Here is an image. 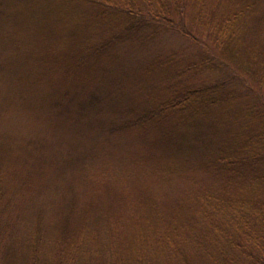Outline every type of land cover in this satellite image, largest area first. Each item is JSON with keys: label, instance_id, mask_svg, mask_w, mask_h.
Listing matches in <instances>:
<instances>
[{"label": "trees", "instance_id": "1", "mask_svg": "<svg viewBox=\"0 0 264 264\" xmlns=\"http://www.w3.org/2000/svg\"><path fill=\"white\" fill-rule=\"evenodd\" d=\"M53 1L68 19L74 21L80 12L84 22L82 28L77 23L80 37L68 29L69 38L73 37L65 51L70 57L64 69L68 74L87 70L92 59L96 65L110 46L118 48L131 33L128 43L135 49L155 40L176 39L178 49L153 52L151 61L138 58L136 65L129 61L119 67L116 56L107 58L112 68L105 72L114 81L104 96H129L106 129L136 132L143 145L155 149L156 157L166 158L165 170L156 175L161 180L181 174V165L189 171L184 177L192 180L198 173L202 178L192 181L184 193L170 182L161 195L134 198L124 193L129 185H109L122 179L119 174L113 179L105 176V170L98 171L96 181L88 182L84 190L96 202H86L74 193L72 200L62 194L68 187L67 170L59 180L62 184L55 181L56 187L37 196L41 204L36 213L52 210L56 216L52 222L37 217L36 230L23 238L28 254L20 250L17 238L22 213L11 216L4 226L1 207L0 264H264V28L260 26L264 0ZM81 1L99 6L105 15L115 11L122 28L90 40L91 21L101 17L88 19L90 13L77 7ZM38 14L43 19L40 11L32 12L36 22ZM201 69L216 70L218 76L199 85L186 82V76ZM116 70L123 73L117 75ZM159 77L162 85L156 83ZM15 81L13 88L0 93V100L7 97L26 112L36 113L35 101L15 93L19 75ZM34 97L42 99L37 93ZM54 99L49 109L53 118L63 112L70 117L79 113L72 119L74 126L88 118L92 101L72 113L75 107H66L59 94ZM32 143L39 146L41 139L27 141L24 148ZM41 162L49 167L59 163L53 159L51 165L46 156ZM5 180L0 176L4 195ZM15 192L20 196L21 188L12 189V197ZM48 197L52 208L46 206ZM119 198L128 209L115 204ZM29 206L25 201L24 207ZM99 211L102 215H97Z\"/></svg>", "mask_w": 264, "mask_h": 264}, {"label": "rangeland", "instance_id": "2", "mask_svg": "<svg viewBox=\"0 0 264 264\" xmlns=\"http://www.w3.org/2000/svg\"><path fill=\"white\" fill-rule=\"evenodd\" d=\"M90 5L92 4L82 1L77 4L79 9L90 13L88 19L95 15L101 17L91 21L90 40L109 36L110 31L117 32L122 28L121 21L114 14L115 11L105 15L98 9L99 6ZM260 10V13L264 11V3ZM37 11L43 14V19L42 15L38 14L36 22L32 19V12ZM63 13H60L58 3L53 0H0V93L5 92L8 86L13 88L16 82L15 76L19 75L20 82L16 84L19 91L15 93L28 95L36 104L35 113L30 110L26 112L19 103L12 102L7 97L0 100V176L7 182L4 188L5 195L0 193V212L1 207L4 209L1 223L6 226L11 216L22 213L23 223L17 224L20 226L16 231L19 233L17 238L20 240L18 241L20 250L26 254L29 252L26 251L27 243L23 238H27V233L32 236L33 230H36L34 227L38 221L37 217L42 216L46 221L52 222L56 216L55 213L52 214V210L45 212L44 215L36 213L35 209L41 204L37 196H40L43 190L50 192V187H56L55 181L62 184L59 180L66 176L67 170H69L68 174L70 173L69 177L67 176L70 189L65 188L66 191L62 194H66L65 197L72 200L74 193L86 202H96L92 194L88 197V192L84 190L87 189L88 182L91 185L96 181L95 174L98 171L102 173L105 170V176L113 179L119 174L122 179L116 177L120 181H114L109 185L118 183L119 187L125 188L126 184L129 185L128 191L124 193H130L134 198L139 195L147 197V193L161 195L164 190H168L170 182L175 185V189L183 188L184 193L186 186L192 187L190 184L192 181L202 178L198 173L192 177V180L190 176L184 177L189 171L181 165L178 167L183 170L180 171L181 174H174L171 179L169 176L166 180L165 178L161 180L162 176L156 175L162 172V168L165 170L166 158L160 155L156 157L155 149L143 145L142 136L136 132L126 130L111 132L110 129H106L110 127L116 110L124 105L123 103L127 104L125 100L129 96L118 95L116 99L115 96H104L114 81V77L105 72L112 68V60L109 61L107 58L111 54L112 57L116 56V60H120L119 67L123 64L128 66L129 61L136 65L138 58L143 60L142 62L151 61L153 52H158L160 49L169 51L178 49L180 45L176 39L155 40L152 44H147L148 46L142 48L139 46L135 49L134 45L128 43L132 38L131 33L127 41L119 44L118 48L113 49V46H110L111 50H106L96 65L92 59L87 70L83 67L77 72L68 74L64 69L69 64L70 57L65 51L68 47L67 43L73 39V37L69 38L68 29L70 28L71 35L80 37L83 33L77 34L81 30L77 27V23L81 27V23L84 22L79 19L80 12H78L79 17L77 15L73 17L74 21ZM260 26L264 28V22ZM51 54L58 59H54ZM116 63L118 65V61ZM117 70L115 71L117 75L123 73ZM217 76L216 70L201 69L186 76V82L199 85L214 81ZM160 77L156 83L162 85L163 80ZM119 82L120 80L116 81L117 85ZM31 86L32 88H29ZM28 88L32 93H29ZM122 90L128 91V88ZM36 93L42 97L40 101L35 99ZM56 94H59L66 107L70 109L71 105L75 107L72 113L78 112L81 105L92 101V105L87 110L88 118L85 121L83 118L75 126L72 119L79 116V113L70 117L63 112L58 118H53L51 114L53 110L49 109L55 104ZM132 107L134 106L130 108L134 110ZM101 125L104 128L100 127ZM42 136L44 137L41 138ZM32 138L41 139V145L32 143L29 148H24L27 146V141H35ZM44 156L49 159L51 165L53 159L59 163L51 167L44 165L41 162ZM107 169L110 173H107ZM178 178L181 181H177ZM182 178H186L187 181H182ZM23 185H27V188ZM16 188H21V199L16 192L12 197L11 191ZM26 191L27 193H23ZM116 192L117 189L112 190L111 197ZM49 197L46 206L52 208L54 203ZM8 200H10L9 205H6ZM25 201L30 205L28 209L24 207ZM114 201L116 205H121L123 202L120 198ZM118 207L122 211L120 206ZM122 207L126 208L123 203ZM97 215H102V211ZM46 229L51 230V228Z\"/></svg>", "mask_w": 264, "mask_h": 264}]
</instances>
